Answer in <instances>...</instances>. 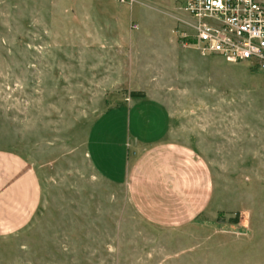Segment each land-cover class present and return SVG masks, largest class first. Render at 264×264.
Listing matches in <instances>:
<instances>
[{
	"label": "rangeland",
	"instance_id": "obj_1",
	"mask_svg": "<svg viewBox=\"0 0 264 264\" xmlns=\"http://www.w3.org/2000/svg\"><path fill=\"white\" fill-rule=\"evenodd\" d=\"M186 1L0 0V153L40 189L28 223L0 235V264H264V69L201 56ZM132 92L206 166L188 222L152 221L90 165V129L124 146L127 113L92 123Z\"/></svg>",
	"mask_w": 264,
	"mask_h": 264
},
{
	"label": "crops",
	"instance_id": "obj_2",
	"mask_svg": "<svg viewBox=\"0 0 264 264\" xmlns=\"http://www.w3.org/2000/svg\"><path fill=\"white\" fill-rule=\"evenodd\" d=\"M137 101L129 97L94 120L92 124L107 116L121 120L128 115L127 124L120 125L124 146L111 145L108 151L99 136L92 139L90 129L86 139L90 165L99 177L125 186L138 211L152 221L158 210L188 222L205 207L196 199L206 200V166L189 148L170 141L171 115L161 103L148 98ZM39 204V182L31 166L17 156L0 153V235L19 231Z\"/></svg>",
	"mask_w": 264,
	"mask_h": 264
},
{
	"label": "built area",
	"instance_id": "obj_3",
	"mask_svg": "<svg viewBox=\"0 0 264 264\" xmlns=\"http://www.w3.org/2000/svg\"><path fill=\"white\" fill-rule=\"evenodd\" d=\"M184 10L201 56L264 69V5L257 0H187Z\"/></svg>",
	"mask_w": 264,
	"mask_h": 264
},
{
	"label": "trees",
	"instance_id": "obj_4",
	"mask_svg": "<svg viewBox=\"0 0 264 264\" xmlns=\"http://www.w3.org/2000/svg\"><path fill=\"white\" fill-rule=\"evenodd\" d=\"M130 98L142 99V98H144V95L142 93H139V92H132V93H130ZM233 222L236 223V221H233Z\"/></svg>",
	"mask_w": 264,
	"mask_h": 264
}]
</instances>
